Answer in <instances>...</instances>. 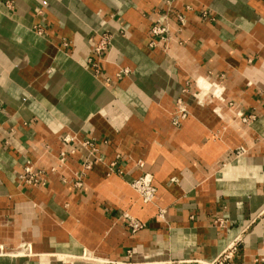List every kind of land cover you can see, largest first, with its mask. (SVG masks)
<instances>
[{
  "label": "crops",
  "instance_id": "1",
  "mask_svg": "<svg viewBox=\"0 0 264 264\" xmlns=\"http://www.w3.org/2000/svg\"><path fill=\"white\" fill-rule=\"evenodd\" d=\"M233 242L227 264H264V0H0V264H209Z\"/></svg>",
  "mask_w": 264,
  "mask_h": 264
},
{
  "label": "built area",
  "instance_id": "2",
  "mask_svg": "<svg viewBox=\"0 0 264 264\" xmlns=\"http://www.w3.org/2000/svg\"><path fill=\"white\" fill-rule=\"evenodd\" d=\"M10 3H9V5H10ZM37 31L39 33L43 32V30H42V28H40V26L37 27ZM151 31L154 35H163V34L168 32V28L166 26L154 25V26H152ZM111 42H112L111 34H109V33L101 34L100 40L98 41V44L96 46V52L98 53V55H100V53L103 50L110 47ZM92 66H93V68H96L97 64L92 63ZM128 73H130V70L128 68H124L119 73V75L121 76L122 74H128ZM186 113H187V111L185 109L182 110V114L177 117V120L175 122H179L180 118H184L186 116ZM244 120H247V117H244ZM65 140L67 142H72V141L77 142L78 137L76 135H74V136L67 135L65 137ZM87 143L88 142H86L85 144H87ZM72 152H74V150ZM20 178L28 184L37 183L40 180H42L41 175L36 174L33 171L31 166L25 167L24 172L20 176ZM132 185L139 192V195H140L141 199L143 200V202L150 203V202L154 201V199L157 195V188L154 185L152 174L145 173L139 177L133 178ZM216 222H218L221 225L224 224L223 219H218V220H216ZM129 225H130L133 232L138 231L143 226L142 222H140L139 220H132ZM237 246H238L237 242L236 243L233 242L224 250V252L220 256H218L214 261L210 262L209 264H227L231 259L234 258L235 254L237 252ZM7 253L8 252L6 250H4V248H0V255L1 254H7Z\"/></svg>",
  "mask_w": 264,
  "mask_h": 264
},
{
  "label": "bare ground",
  "instance_id": "3",
  "mask_svg": "<svg viewBox=\"0 0 264 264\" xmlns=\"http://www.w3.org/2000/svg\"><path fill=\"white\" fill-rule=\"evenodd\" d=\"M201 86V84H199ZM202 87V86H201ZM207 87V86H206ZM214 87V86H213ZM210 89V88H209Z\"/></svg>",
  "mask_w": 264,
  "mask_h": 264
}]
</instances>
